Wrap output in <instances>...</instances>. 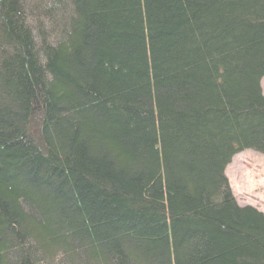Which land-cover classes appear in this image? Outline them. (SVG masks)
<instances>
[{
    "label": "trees",
    "instance_id": "1",
    "mask_svg": "<svg viewBox=\"0 0 264 264\" xmlns=\"http://www.w3.org/2000/svg\"><path fill=\"white\" fill-rule=\"evenodd\" d=\"M263 78L264 0H0V264H264Z\"/></svg>",
    "mask_w": 264,
    "mask_h": 264
},
{
    "label": "rangeland",
    "instance_id": "2",
    "mask_svg": "<svg viewBox=\"0 0 264 264\" xmlns=\"http://www.w3.org/2000/svg\"><path fill=\"white\" fill-rule=\"evenodd\" d=\"M262 88L264 92V78ZM226 175L237 202L264 213V154L251 149L236 154L227 166Z\"/></svg>",
    "mask_w": 264,
    "mask_h": 264
}]
</instances>
